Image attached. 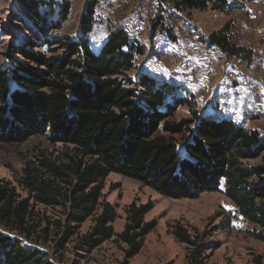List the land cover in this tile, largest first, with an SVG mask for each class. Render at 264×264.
Returning <instances> with one entry per match:
<instances>
[{
  "label": "trees",
  "instance_id": "16d2710c",
  "mask_svg": "<svg viewBox=\"0 0 264 264\" xmlns=\"http://www.w3.org/2000/svg\"><path fill=\"white\" fill-rule=\"evenodd\" d=\"M139 1L138 13L145 0ZM152 2L157 12L150 36L161 32L173 43L178 39L174 21L185 13L210 7L231 13L239 5L237 0ZM24 5L37 30L47 36L48 16L57 14L60 23L70 9L67 0L58 11L44 0ZM43 5L51 7L49 12L40 11ZM97 6L98 0L87 2L78 39L50 38V45L64 50L61 55L34 50L36 46L20 48L27 63L18 60L0 70V140L25 141L46 135L49 128L51 140L72 147L67 160L42 154L38 163L24 168L17 184L27 197L0 178V264H60L71 243L77 253L88 254L114 237L127 246L128 259L136 256L156 227L145 220L153 206L133 202L125 229L117 234L112 226L115 207L103 193L111 174L137 180L171 199H195L224 187L239 215L256 227L254 236L264 241V135L233 119L196 111L191 119L173 121L178 108L187 104L182 98L167 100L176 86L148 70L137 80L127 74L146 53L138 32L122 23L111 30L99 52L91 47ZM229 28L227 24L202 37V44L249 58L245 47L232 43ZM178 136L185 140L183 146ZM255 160L259 162L249 164ZM38 206L56 215L48 217L46 210L37 211ZM94 215L95 225L81 235L82 225ZM175 235L180 242L195 245L182 228ZM49 242L54 258L40 246Z\"/></svg>",
  "mask_w": 264,
  "mask_h": 264
},
{
  "label": "rangeland",
  "instance_id": "374dc122",
  "mask_svg": "<svg viewBox=\"0 0 264 264\" xmlns=\"http://www.w3.org/2000/svg\"><path fill=\"white\" fill-rule=\"evenodd\" d=\"M26 1L29 0H0V70L9 69L18 60L27 63L20 48L36 46L34 50L61 55L64 50L50 45V38L78 39L89 0H67L69 15L63 22L59 23L57 14L49 15L45 30L50 37L37 30L32 12L24 7ZM44 1L53 2L58 11L64 0ZM237 1L238 7L231 13L214 11L211 7L185 13L182 19L174 21L178 39L173 43L161 32L156 37L150 36L151 20L157 12L152 0H145L139 13L136 11L139 0H98L91 47L99 52L114 27L128 24L139 33L146 53L137 57L135 68L127 74L137 80L143 70H148L156 79L176 86L177 90L167 100L182 98L187 104L178 108L173 121L191 119L196 111L202 116L233 119L264 135V0ZM50 8L43 5L40 11L49 12ZM227 24L232 43L245 47L250 52L249 58L245 53L241 57L231 56L202 44V37ZM59 25L60 28H54ZM44 132L46 135L36 134L20 142L0 140V178L18 187L24 168L31 162L38 163L42 154L57 161L67 160L72 147L51 140L49 128ZM177 138L183 146L185 140L182 136ZM18 189L27 197V193ZM223 190L224 187L222 192L204 193L195 199H171L137 180L111 174L103 193L117 213L112 224L114 231L119 234L125 229L127 210L133 202L153 206L145 220L156 223L155 229L145 238L142 250L131 259L127 257V246L114 237L88 254L77 253L75 242L71 243L60 264H257L258 261L264 264V241L254 236L256 227L239 215ZM37 211H45L48 217L56 215L54 210L43 206H38ZM96 218L94 215L82 225L81 235L91 230ZM178 227L195 245L176 238ZM40 246L55 257L52 242Z\"/></svg>",
  "mask_w": 264,
  "mask_h": 264
},
{
  "label": "crops",
  "instance_id": "0c3cea01",
  "mask_svg": "<svg viewBox=\"0 0 264 264\" xmlns=\"http://www.w3.org/2000/svg\"><path fill=\"white\" fill-rule=\"evenodd\" d=\"M107 37H108V36H107ZM231 79H232L233 82L236 81V77H234L233 75L231 76ZM233 82H232V83H233Z\"/></svg>",
  "mask_w": 264,
  "mask_h": 264
},
{
  "label": "built area",
  "instance_id": "2783aa9c",
  "mask_svg": "<svg viewBox=\"0 0 264 264\" xmlns=\"http://www.w3.org/2000/svg\"><path fill=\"white\" fill-rule=\"evenodd\" d=\"M240 62V61H239Z\"/></svg>",
  "mask_w": 264,
  "mask_h": 264
}]
</instances>
